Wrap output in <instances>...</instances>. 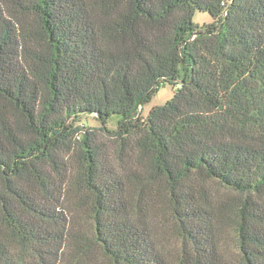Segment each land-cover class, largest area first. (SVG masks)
<instances>
[{
	"label": "trees",
	"instance_id": "obj_1",
	"mask_svg": "<svg viewBox=\"0 0 264 264\" xmlns=\"http://www.w3.org/2000/svg\"><path fill=\"white\" fill-rule=\"evenodd\" d=\"M0 264H264V0H0Z\"/></svg>",
	"mask_w": 264,
	"mask_h": 264
},
{
	"label": "rangeland",
	"instance_id": "obj_2",
	"mask_svg": "<svg viewBox=\"0 0 264 264\" xmlns=\"http://www.w3.org/2000/svg\"><path fill=\"white\" fill-rule=\"evenodd\" d=\"M193 21L195 23L203 25L210 23L211 17L207 13H200L197 11L193 16ZM176 90H177V86H171L168 83L159 84L158 89L156 93L152 96L151 100L143 106L141 115L144 117L153 107L164 105L167 101H169L172 98ZM118 120L119 117L117 115L111 116V118L107 120L106 128L108 130L116 129ZM81 124H83L87 128L93 129L94 132H96L97 137L101 141L104 142L109 141V134L100 130L101 125L93 115L82 117Z\"/></svg>",
	"mask_w": 264,
	"mask_h": 264
}]
</instances>
